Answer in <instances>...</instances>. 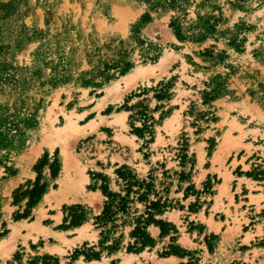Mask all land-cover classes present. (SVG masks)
Returning <instances> with one entry per match:
<instances>
[{
  "label": "rangeland",
  "instance_id": "1",
  "mask_svg": "<svg viewBox=\"0 0 264 264\" xmlns=\"http://www.w3.org/2000/svg\"><path fill=\"white\" fill-rule=\"evenodd\" d=\"M45 154L49 214L69 221L79 204L86 219L9 264H264V178L248 175L264 168V0H0V196L14 214ZM122 165L166 206L152 243L129 251L126 225L117 250L89 260L78 251L101 248L100 186L119 190Z\"/></svg>",
  "mask_w": 264,
  "mask_h": 264
},
{
  "label": "trees",
  "instance_id": "2",
  "mask_svg": "<svg viewBox=\"0 0 264 264\" xmlns=\"http://www.w3.org/2000/svg\"><path fill=\"white\" fill-rule=\"evenodd\" d=\"M147 20H149V16L143 18V22ZM171 25L174 26V22H171ZM134 129L139 135L148 132L152 138V129L147 123H144L140 128L135 127ZM182 156L185 155L183 154ZM47 163L48 155L45 154L35 165V169L37 170L36 179L33 182L26 184V187H24L25 185H21L15 190V197L18 192L23 193L21 195L23 198L27 197L24 211L16 212L14 214L15 219L29 217L32 212V207L41 200L43 194L47 191L49 184L43 179L40 171ZM50 167L51 176L54 178L58 175L60 170L58 160L51 164ZM254 171L255 173H248V175L255 179L264 178L263 167L258 166L257 168H254ZM116 174L121 181L119 182V190H111L107 181L100 186L103 194L107 198L101 212L94 217L95 227L100 229L101 238L99 240V246L101 248L100 250L91 248L87 253L84 251H78V253H83L89 260L99 259L104 249H107L109 252L117 250L121 243L122 234L119 236H115V234L120 227L126 225L132 226L130 236L133 238V241L129 243V251L135 248H144L148 241L152 243V237L147 231V227L155 221V215L163 210H160V208L166 206V202H163L162 197L159 196L151 176H148V178H141L126 165L116 168ZM152 194L154 197H151ZM135 202L145 204L143 212L136 213L138 209H133V204ZM71 210L72 213L69 221L68 214L64 218V222L66 223L68 221V223L59 225V228L79 226L86 219V213L80 208L79 204L72 206ZM158 221L160 223L162 222L161 219ZM6 232L7 229H4L0 232V236L4 235Z\"/></svg>",
  "mask_w": 264,
  "mask_h": 264
},
{
  "label": "crops",
  "instance_id": "3",
  "mask_svg": "<svg viewBox=\"0 0 264 264\" xmlns=\"http://www.w3.org/2000/svg\"><path fill=\"white\" fill-rule=\"evenodd\" d=\"M254 182L260 181L259 179L253 180ZM49 193V187L43 194L41 200L32 207L31 216L27 218L15 219L14 212L16 205L11 202L10 196H0V232L3 231L4 223L7 232L0 236V264H9V259L13 256L16 249L20 246H29L31 249H35V244L44 237L58 238V236L67 235L74 232V229L79 226H73V228H59L58 225L63 222L64 215L61 210H56L49 214V208L47 202H44L45 197ZM69 198V196H68ZM47 216H50L51 223L45 221ZM182 242V246L191 248L194 246L195 241L191 238V244L186 241ZM57 246L56 242L51 240L42 242L36 246L39 247L42 252H49L48 248H54ZM203 251H201L202 253ZM166 264H181L183 260L179 255L172 254L162 258ZM202 264V261L197 263Z\"/></svg>",
  "mask_w": 264,
  "mask_h": 264
},
{
  "label": "bare ground",
  "instance_id": "4",
  "mask_svg": "<svg viewBox=\"0 0 264 264\" xmlns=\"http://www.w3.org/2000/svg\"><path fill=\"white\" fill-rule=\"evenodd\" d=\"M63 175H65V174L63 173ZM61 177H62V178H61L60 181H61V185H62V187H64V188H63L64 191H65L64 194H66V195H67V194H70V193H71V190H70V189H69V190L67 189V187H68V186L66 185L67 182H65V181H67V180H65L64 176H62V173H61ZM69 188H70V187H69ZM62 194H63V193H62ZM71 194H73V192H72ZM73 195H74V194H73ZM46 197H47V196H46Z\"/></svg>",
  "mask_w": 264,
  "mask_h": 264
}]
</instances>
